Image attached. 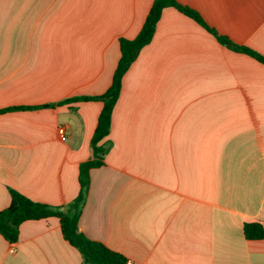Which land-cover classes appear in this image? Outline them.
Returning <instances> with one entry per match:
<instances>
[{
  "label": "crops",
  "instance_id": "obj_1",
  "mask_svg": "<svg viewBox=\"0 0 264 264\" xmlns=\"http://www.w3.org/2000/svg\"><path fill=\"white\" fill-rule=\"evenodd\" d=\"M153 1L0 0V109L105 93L119 39L136 38ZM178 2L264 56V0ZM102 107L0 114V211L9 188L74 201ZM105 141L79 219L88 238L133 264H264V239L244 235L245 223L264 227V64L166 8L124 75ZM82 261L57 218L24 222L16 243L0 234V264Z\"/></svg>",
  "mask_w": 264,
  "mask_h": 264
},
{
  "label": "trees",
  "instance_id": "obj_2",
  "mask_svg": "<svg viewBox=\"0 0 264 264\" xmlns=\"http://www.w3.org/2000/svg\"><path fill=\"white\" fill-rule=\"evenodd\" d=\"M175 8L180 13L194 20L202 28L212 34L219 43L229 49L246 54L264 64V56L255 50L238 45L227 37L220 35L210 27L198 11L181 4L178 0H154L139 34L134 39L121 37L120 59L113 74L112 82L105 93L101 95L74 96L54 104L39 106H14L0 109V114L10 111L32 110L64 106L75 102L103 103L98 117L96 129L91 138L92 157L79 166V194L73 202L66 206H51L46 203L31 200L20 192L9 188L10 205L0 211V234L10 243L19 239L20 226L27 221H39L57 218L64 239L76 248L82 256V264H126L127 258L119 252L108 248L104 243L88 238L79 227V219L90 187V173L93 169L106 164L105 157L111 149V142L105 141L111 132L112 115L122 90L124 75L138 59L144 47L149 45L156 33L157 24L166 8ZM244 235L248 240L264 239V227L259 222L244 224Z\"/></svg>",
  "mask_w": 264,
  "mask_h": 264
},
{
  "label": "built area",
  "instance_id": "obj_3",
  "mask_svg": "<svg viewBox=\"0 0 264 264\" xmlns=\"http://www.w3.org/2000/svg\"><path fill=\"white\" fill-rule=\"evenodd\" d=\"M58 134H59L61 139H65L66 135H67L66 128L65 127H60L58 129ZM10 251L13 253L14 252V248H11ZM126 264H133V262L131 260H127Z\"/></svg>",
  "mask_w": 264,
  "mask_h": 264
}]
</instances>
